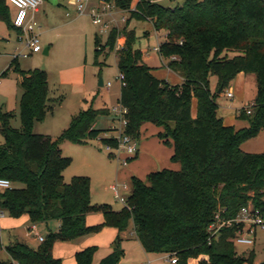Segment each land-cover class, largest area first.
I'll use <instances>...</instances> for the list:
<instances>
[{"label":"trees","instance_id":"1","mask_svg":"<svg viewBox=\"0 0 264 264\" xmlns=\"http://www.w3.org/2000/svg\"><path fill=\"white\" fill-rule=\"evenodd\" d=\"M107 1L127 13L128 21H149L155 32L166 34L158 53L169 59L168 69L179 75L181 85L154 77L141 51L133 48L132 32L112 29L104 44L95 41V55L112 51L122 38L115 58L124 80L118 103L128 110L125 133L137 139L144 124L162 129L158 137L165 144L170 139L171 161L180 170L150 173L146 183L132 177L131 193L119 212L91 205L88 178L64 182L71 160L61 154L60 144L99 140L114 147L111 128L94 129L97 119L109 112L80 111L57 139L34 134V125L51 110L48 78L41 70L21 71L13 59L2 76L12 70L19 77L20 128L11 127L13 115L0 107V179L12 185L0 191V210L11 219L28 217L33 224L55 220L59 227L36 248L10 244L9 260L0 259V264H62L52 253L56 241L74 242L105 227L117 236L112 252L98 264H118L123 256L120 235L130 222L146 253L176 258V264H255L254 251L246 256L235 251L239 226L223 227L212 238L208 228L216 214L233 220L249 204L264 211V153L241 151L244 142L264 132V0H185L174 8L160 0ZM7 3L0 0V21L15 30ZM239 74L254 75L256 97L249 115L244 110L237 115L248 127L235 130L218 117L216 98ZM211 77L217 81L214 93ZM91 213L101 214L102 223L87 226ZM95 252L96 247L76 252L75 264H91Z\"/></svg>","mask_w":264,"mask_h":264},{"label":"rangeland","instance_id":"2","mask_svg":"<svg viewBox=\"0 0 264 264\" xmlns=\"http://www.w3.org/2000/svg\"><path fill=\"white\" fill-rule=\"evenodd\" d=\"M55 1L57 3L52 4L50 0H43V5L39 7L40 14L36 24L41 28L38 37L40 52L32 54L26 59L18 58L16 60L21 71L41 70L46 73L48 78V99L51 101L48 105L51 110L47 112L43 121L35 124L34 134L45 133L53 139H57L68 128L73 115L79 111L89 108L111 111L119 104L121 84L118 79L115 48L112 51L105 49L103 53L95 55V41L99 40L101 44H104L112 29L126 30V32L134 34L133 48L141 51L144 63L153 69L154 77L172 86L181 84L179 75L168 69L169 59L162 58L155 50L164 42L165 33H156L150 22L134 19L128 21L127 13L113 7L103 17L109 28L108 32L103 34L99 32L100 26L94 25L90 16V9L94 6L99 5L100 8H103V4H98V0H89L86 10L81 16L77 15L75 11L77 0ZM67 1L71 6L66 4ZM184 1L162 0L161 4L164 7L174 8L181 6ZM9 8L10 14H12L13 8ZM45 8H48V12L45 11ZM10 19L12 20L11 17ZM16 37L17 31L0 21V107L3 112L13 115L11 127L18 130L20 128L19 99L22 94L18 85L19 77L12 70L2 76L13 60L12 54H15L16 51L28 53L23 46L15 43ZM120 39L121 37L117 39L116 43ZM120 42L124 43L122 40ZM47 48L49 53L44 54ZM100 79L104 85L111 83V87L108 90L105 87H99ZM216 82L215 77L210 78V89L213 93ZM228 90L232 92L233 98L231 99L226 97ZM255 97L254 75L236 76L229 84L228 89L216 98L218 117L225 120L226 125L233 123L231 125L234 126L231 127L235 130L247 128V122L238 119L237 115L241 110H250ZM191 108L194 116V100ZM108 125L118 127V123L114 120H111ZM160 133H163L160 128L151 124L142 125L135 141L140 154V145L143 144L144 156L132 158L125 166L118 161V155L109 154L99 140L89 141L85 145H69L70 149L63 152V156L71 160L70 165L63 172L64 182L69 183L74 177L88 178L91 205H105L114 212L121 211L131 193L132 176L140 175V179L146 183L147 176L151 172L148 169L152 163L157 161L158 167L165 165V169L180 170V165L172 162L170 156L167 157V150L171 148L170 139L166 140L168 144H165V140L161 141L158 137ZM2 144L3 138L0 135V145ZM241 151L248 154L264 153V132H261L256 138L244 142L241 145ZM159 169L158 171H161V168ZM124 186L126 190L123 189ZM111 187L117 188L119 198L115 197ZM121 198L123 202L119 200ZM89 215H91L90 225L95 226L100 223L101 214L91 213ZM4 218H9L6 213L0 217V222ZM22 218L26 219L27 224L24 227L27 228L31 222L28 217L24 216L19 219ZM57 228L58 223L55 220L37 224V232L45 237L50 233H55ZM19 231L18 235H21L23 230L20 228ZM24 232L29 240H35L27 234V230ZM126 232L128 237L120 243L123 256L118 264H147L148 260H152L151 264H169L162 255L148 254L142 249L136 239L131 222ZM115 233L116 230L113 228L105 227L98 233L82 237L74 242L56 241L52 252L56 257L60 256L75 261V252L96 247L91 264H98L102 257L112 251L116 239ZM13 236L10 230L3 228V225L0 224L2 246L0 259L2 261L8 262L9 260L6 247L10 243L23 242L20 237L14 240ZM235 251L239 256H246L250 251H254L255 264H264V231L257 230L253 246L235 244ZM197 263L198 260L188 262V264Z\"/></svg>","mask_w":264,"mask_h":264},{"label":"built area","instance_id":"3","mask_svg":"<svg viewBox=\"0 0 264 264\" xmlns=\"http://www.w3.org/2000/svg\"><path fill=\"white\" fill-rule=\"evenodd\" d=\"M43 0H8V3L11 7L15 9V15L12 19V25L15 30H17V37L15 43L17 45L23 46L24 49L28 51L27 54L16 51L13 54V59L17 60L18 58L26 59L32 54H37L40 52V47L38 46V37L40 32V27L30 19L29 14L35 13L38 11L39 7L42 5ZM89 0H77L76 2V13L81 16L84 14ZM98 4H103V8H100L99 5L94 6L90 9V16L92 22L96 26H100V33H107L109 28L108 24L103 20V17L108 14L109 11L114 7L112 2L107 0H98ZM123 21L124 18H123ZM122 38L120 39V41ZM116 43L115 52L120 50L123 46L121 42ZM158 52V48L155 49ZM118 79L120 81L121 87L124 85L123 76L119 74ZM111 83H107L105 87L109 88ZM227 98H233L232 92H226ZM127 114L128 110L124 106L118 104L110 111L112 119L118 123V127H111L113 130V140L115 141V146L104 145L106 151L109 154H117L118 161L125 166L132 158H135L138 153V146L131 136L125 133V128L127 126ZM246 114H250V111H247ZM12 185L8 180L0 179V191L11 189ZM115 193V197H118V190L116 187H111ZM126 190V187H123ZM123 202V199H119ZM4 216V212L0 210V217ZM214 223L208 228V233L210 237H216L219 230L223 227H231L232 225L239 226L236 237L233 242L237 245L244 246H253L255 241V235L257 230L264 231V211L254 208L252 205H248L242 208L235 219L223 221L220 219L219 214L215 215ZM27 234L32 236L39 244L44 241V237L37 232V224L31 223L27 228ZM164 260L169 264H176L177 259L171 258L170 256L165 255ZM12 264H17L13 262ZM149 264V262H147Z\"/></svg>","mask_w":264,"mask_h":264},{"label":"crops","instance_id":"4","mask_svg":"<svg viewBox=\"0 0 264 264\" xmlns=\"http://www.w3.org/2000/svg\"><path fill=\"white\" fill-rule=\"evenodd\" d=\"M161 1L162 0H160L159 2L161 3ZM50 2L52 3V4H56L57 2L55 1V0H50ZM8 4V7H11L10 5H9V3H7ZM66 4L67 5H70V3H69V1H67L66 2ZM43 5V4H42ZM71 6V5H70ZM13 8V7H12ZM70 8V7H69ZM10 8H9V13H10ZM45 11H47L48 12V8L46 9L45 8ZM39 14H40V9H38V11L37 12H35V13H30L29 14V17H30V19H32L35 23H36V20H37V18H38V16H39ZM14 15H15V9L13 8V11H12V14H10V17L13 19V17H14ZM74 21V20H73ZM149 22V21H148ZM71 23H74V22H71ZM68 24H70V23H68ZM68 24H66V25H68ZM41 29V28H40ZM157 33V32H156ZM165 37H166V34H165ZM47 50V54L49 53V49L47 48L46 49ZM143 55V54H142ZM12 56H13V54H12ZM142 60H143V63H144V58H142ZM145 64V63H144ZM146 65V64H145ZM241 74H239V75H237V77L238 76H240ZM101 80V79H100ZM100 80H99V83H100ZM182 82H183V80L181 79V84H182ZM99 83H98V86L99 87H105V85H104V83L102 82V80H101V86L99 85ZM180 84V85H181ZM111 87V86H110ZM109 87V88H110ZM106 88V90H108L109 88H107V87H105ZM215 88H216V85L214 86V90H215ZM120 91H121V88H120ZM212 91V90H211ZM230 91V90H229ZM119 98H120V95H119ZM94 110H103V109H94ZM105 110V109H104ZM108 112H109V114L108 115H106V116H101V117H99L98 119H97V121H96V123H95V125H94V129H97V130H102V131H104V130H108V129H110L111 128V126L110 125H108L110 122H111V120H113L112 119V117H111V115H110V111L109 110H107ZM80 112V111H79ZM78 114V113H77ZM77 114H75V115H77ZM75 115H73V117L75 116ZM226 121L225 120H223V123H224V125L225 126H228V127H231V126H234V125H231V124H233V123H228L229 125H226V123H225ZM35 126V125H34ZM34 128L35 127H33V133H34ZM40 134V133H39ZM42 135H46V136H50V135H47V134H43V133H41ZM110 136H113V134L112 135H110ZM51 137V136H50ZM52 138V137H51ZM69 145H73V144H70V143H68V142H63V143H61L60 144V150H61V154L63 155V152L65 151V150H69L70 148V146ZM140 149H141V154H140V151H139V149H138V153H137V156L136 157H138L139 156V158H140V155L142 156L143 155V153H144V148H143V144H141L140 145ZM168 151V155H167V157H172V154H173V149H172V146H171V148L169 149V150H167ZM144 156V155H143ZM164 166L165 165H161V167H158V161L157 162H154V163H152L151 165H150V169H148V170H150L151 172L150 173H153V172H157L158 170H160L159 168H161V170H164L165 168H164ZM149 173V174H150ZM133 177V176H132ZM135 178H137V179H139V180H141L140 178V175H138V177H135ZM142 181V180H141ZM90 218H91V215H87L86 216V225L87 226H93V225H90ZM102 218V216L100 215V223L99 224H101L102 223V221H103V218ZM58 223V222H57ZM0 224H2L3 225V228H5V229H7V230H10V232H12L13 233V238H14V240H16L18 237H20L21 239H22V241L23 242H21V243H25V244H27L29 247H31V248H36L38 245H39V243L36 241V240H29L28 238H27V236H26V233L24 232L25 230H26V228L24 227L27 223H26V219H24V218H22V219H19V220H14V219H11V218H4L1 222H0ZM98 225V224H97ZM58 227H59V223H58ZM20 228L23 230V233L21 234V235H18V233L20 234ZM57 230H58V228H57ZM57 232V231H56ZM25 233V234H24ZM42 235V234H41ZM17 236V237H16ZM43 236V235H42ZM115 237L117 236V232L115 233V235H114ZM11 237V236H10ZM43 237H45V236H43ZM111 237V239H112V235L110 236ZM120 237H121V239L122 240H125L128 236H127V232H124V233H122L121 235H120ZM11 240H13V239H11ZM9 242H11V241H9ZM15 242H18V241H15ZM15 242H12V243H15ZM12 243H10V244H12ZM9 244V245H10ZM2 247V246H1ZM77 252H79V251H77ZM112 252V251H111ZM111 252H109L107 255H109ZM53 253V252H52ZM76 253V252H75ZM75 253H74V255H75ZM106 255V256H107ZM54 256V255H53ZM106 256H104V257H106ZM163 257H164V255H162ZM55 258H57V259H60L61 260V262H62V264H75V261H73L72 259H64V258H62V257H60V256H54ZM104 257H102L101 259H103ZM100 259V260H101ZM99 260V261H100ZM148 262H149V264H151L152 263V260H148ZM99 263V262H98Z\"/></svg>","mask_w":264,"mask_h":264},{"label":"water","instance_id":"5","mask_svg":"<svg viewBox=\"0 0 264 264\" xmlns=\"http://www.w3.org/2000/svg\"><path fill=\"white\" fill-rule=\"evenodd\" d=\"M44 54H47V50L44 51ZM99 85L101 86V80H100ZM220 91H221V89L218 90V92H217L218 95L220 94Z\"/></svg>","mask_w":264,"mask_h":264}]
</instances>
